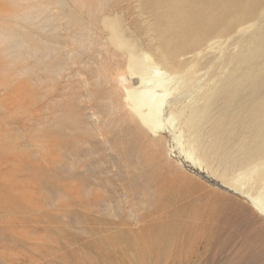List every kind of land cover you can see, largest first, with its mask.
Segmentation results:
<instances>
[{
    "label": "rangeland",
    "instance_id": "obj_1",
    "mask_svg": "<svg viewBox=\"0 0 264 264\" xmlns=\"http://www.w3.org/2000/svg\"><path fill=\"white\" fill-rule=\"evenodd\" d=\"M197 1L169 50L159 0H0V264H264V216L220 180L260 187L264 0ZM101 13L181 73L174 125L203 165L138 133Z\"/></svg>",
    "mask_w": 264,
    "mask_h": 264
},
{
    "label": "bare ground",
    "instance_id": "obj_2",
    "mask_svg": "<svg viewBox=\"0 0 264 264\" xmlns=\"http://www.w3.org/2000/svg\"><path fill=\"white\" fill-rule=\"evenodd\" d=\"M232 1L237 3L239 0ZM198 2L197 0H159V3L166 7L161 18L169 21L164 35L167 49L172 50L195 38L190 20L197 14ZM116 17H118L116 14L101 13L97 22L108 28L109 32L105 35L118 50L120 58L123 59L122 63L111 62L112 78L123 92L122 100L125 107L139 125L138 133L145 136H158L167 131L175 141V148L179 155L191 165H203L190 140L183 139L181 129L174 125L176 118L173 110L176 109V106L182 105L181 96L185 91L182 88L184 81L181 73L170 71L169 68L158 63L154 56L141 48L140 41L138 43L132 38L135 35L130 34L131 32L125 35L122 26L115 24L117 21L120 22L119 18L116 20ZM69 20L72 25L77 23L73 17H69ZM128 35H132V37ZM263 45L264 37L258 36L254 52L262 50ZM157 140L160 139L157 138ZM204 167L208 169V167ZM211 171L210 173H212ZM220 180L229 189L239 192L250 202L257 213L264 216V167L258 180L260 187L255 192H250V189L256 181H253L249 173L245 171L234 172L228 178L222 176Z\"/></svg>",
    "mask_w": 264,
    "mask_h": 264
}]
</instances>
